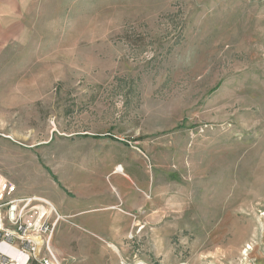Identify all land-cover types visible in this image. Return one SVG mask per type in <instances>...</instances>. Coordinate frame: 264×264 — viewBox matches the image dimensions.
Instances as JSON below:
<instances>
[{
  "label": "rangeland",
  "instance_id": "rangeland-1",
  "mask_svg": "<svg viewBox=\"0 0 264 264\" xmlns=\"http://www.w3.org/2000/svg\"><path fill=\"white\" fill-rule=\"evenodd\" d=\"M25 10L32 35L0 60V175L51 200L88 168L87 151H135L160 216L159 248L141 227L116 248L59 226L63 264L251 261L264 229V0H25Z\"/></svg>",
  "mask_w": 264,
  "mask_h": 264
},
{
  "label": "crops",
  "instance_id": "crops-1",
  "mask_svg": "<svg viewBox=\"0 0 264 264\" xmlns=\"http://www.w3.org/2000/svg\"><path fill=\"white\" fill-rule=\"evenodd\" d=\"M25 12V0H0V60L7 51L30 39L31 23L26 20ZM122 152L126 156L121 160ZM85 154L88 158L80 163L81 167L88 166L87 169L75 171L71 183L65 178V185L47 191L63 220L73 221L72 227L60 223L61 229L71 228L76 237H102L118 248L129 233L141 227L137 234L147 237L146 245L159 248L158 205L142 194L150 188L146 183L149 181L144 156L135 151H119L115 146ZM118 166L123 167L122 172L117 170ZM71 189L77 191V198L67 194ZM254 233L257 239L251 251L252 259L247 264H264V229L260 235L257 231ZM228 260L227 257L216 259L217 263L234 264Z\"/></svg>",
  "mask_w": 264,
  "mask_h": 264
},
{
  "label": "built area",
  "instance_id": "built-area-1",
  "mask_svg": "<svg viewBox=\"0 0 264 264\" xmlns=\"http://www.w3.org/2000/svg\"><path fill=\"white\" fill-rule=\"evenodd\" d=\"M62 220L51 200L21 194L16 183L0 175V264H63L54 245Z\"/></svg>",
  "mask_w": 264,
  "mask_h": 264
}]
</instances>
